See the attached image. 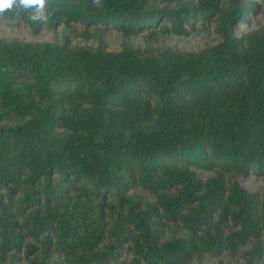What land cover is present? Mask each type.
<instances>
[{
  "label": "trees",
  "instance_id": "trees-1",
  "mask_svg": "<svg viewBox=\"0 0 264 264\" xmlns=\"http://www.w3.org/2000/svg\"><path fill=\"white\" fill-rule=\"evenodd\" d=\"M262 4L0 11L51 34L0 37V264H264Z\"/></svg>",
  "mask_w": 264,
  "mask_h": 264
},
{
  "label": "rangeland",
  "instance_id": "rangeland-1",
  "mask_svg": "<svg viewBox=\"0 0 264 264\" xmlns=\"http://www.w3.org/2000/svg\"><path fill=\"white\" fill-rule=\"evenodd\" d=\"M262 10H264V4H262ZM264 22V17L261 14L253 15L248 23L242 24L240 30H247L259 22ZM14 22V23H13ZM199 24L197 25V27ZM140 34H138L139 36ZM3 36H15L26 40H45L51 37L50 32L45 29L39 30L37 33H33L30 27L26 26L24 23L16 24L15 21H7L6 19L0 17V37ZM183 47L188 50H197L203 45V38L198 32H191L188 35L176 39ZM109 47L111 49H116L118 47V36L116 31H111L108 39ZM205 174V173H203ZM242 184L251 191H264V173L258 175H251L244 178Z\"/></svg>",
  "mask_w": 264,
  "mask_h": 264
},
{
  "label": "clouds",
  "instance_id": "clouds-1",
  "mask_svg": "<svg viewBox=\"0 0 264 264\" xmlns=\"http://www.w3.org/2000/svg\"><path fill=\"white\" fill-rule=\"evenodd\" d=\"M21 5L27 6L29 4L43 5V0H19ZM13 4V0H0V11L10 7Z\"/></svg>",
  "mask_w": 264,
  "mask_h": 264
}]
</instances>
